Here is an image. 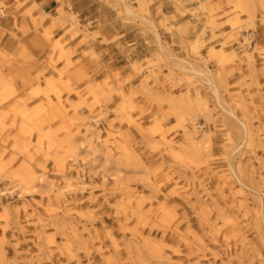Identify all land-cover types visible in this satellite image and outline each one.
I'll list each match as a JSON object with an SVG mask.
<instances>
[{
    "label": "rangeland",
    "instance_id": "1",
    "mask_svg": "<svg viewBox=\"0 0 264 264\" xmlns=\"http://www.w3.org/2000/svg\"><path fill=\"white\" fill-rule=\"evenodd\" d=\"M73 1L0 55V264H264V0Z\"/></svg>",
    "mask_w": 264,
    "mask_h": 264
},
{
    "label": "crops",
    "instance_id": "2",
    "mask_svg": "<svg viewBox=\"0 0 264 264\" xmlns=\"http://www.w3.org/2000/svg\"><path fill=\"white\" fill-rule=\"evenodd\" d=\"M64 1L74 5L73 0ZM218 3L222 8L226 6V0H218ZM153 6L155 13L157 2ZM169 7L168 0H161L162 14ZM59 8V0H0V55L20 64H24L22 56L30 57V64L39 61L61 31L50 29L53 21L60 17ZM48 29L51 38L44 36Z\"/></svg>",
    "mask_w": 264,
    "mask_h": 264
},
{
    "label": "bare ground",
    "instance_id": "3",
    "mask_svg": "<svg viewBox=\"0 0 264 264\" xmlns=\"http://www.w3.org/2000/svg\"><path fill=\"white\" fill-rule=\"evenodd\" d=\"M188 67H189V65H188ZM190 67H192V66L190 65ZM190 67H189V68H190ZM189 68H188V69H189ZM192 68H193V67H192ZM185 70H187V69H185ZM188 71H189V70H188ZM194 71H196V70H194ZM189 72H190V71H189ZM191 72H192V70H191ZM191 72H190V73H191ZM207 81H208V80H207ZM208 82H209V81H208ZM209 84H210V83H209ZM211 86H212V84H211ZM67 185H68V184H67ZM68 187H70V186L68 185Z\"/></svg>",
    "mask_w": 264,
    "mask_h": 264
}]
</instances>
